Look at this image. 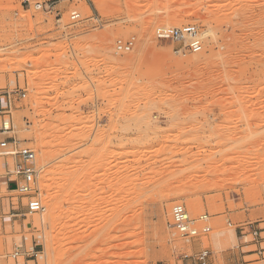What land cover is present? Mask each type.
Instances as JSON below:
<instances>
[{"label":"rangeland","instance_id":"obj_1","mask_svg":"<svg viewBox=\"0 0 264 264\" xmlns=\"http://www.w3.org/2000/svg\"><path fill=\"white\" fill-rule=\"evenodd\" d=\"M166 22L197 26L202 53L159 42ZM7 93L6 137L36 152L44 210L6 187L15 159L0 157V264L17 248L18 264H198L204 249L264 264L238 230L264 237V0H0ZM175 204L212 232L181 238Z\"/></svg>","mask_w":264,"mask_h":264},{"label":"built area","instance_id":"obj_2","mask_svg":"<svg viewBox=\"0 0 264 264\" xmlns=\"http://www.w3.org/2000/svg\"><path fill=\"white\" fill-rule=\"evenodd\" d=\"M22 5H32V0H21ZM40 4V5H39ZM34 9L45 10L46 6L41 3H35ZM71 21L74 23L81 21V15L73 12ZM155 37L159 42L171 43L176 45L177 54H200L203 51V43L199 28L195 25H186L181 27H159L155 31ZM135 42L124 43L119 41L116 50L119 54L129 53L133 50ZM13 94L17 91L12 92ZM12 93H7V105L0 108V115L3 119L0 122V133L8 135L13 129V123L10 118L12 109ZM24 99L25 94H21ZM8 118V119H6ZM0 157H12L15 159V165L11 171L4 175L5 185L8 189L14 188L12 192L18 193L19 196L26 200L25 206L30 215L40 214L44 210L43 192L40 187V178L42 169L38 165L36 152L24 147L21 141L7 137L0 142ZM172 224L171 227L183 239L188 241L201 239L208 236L212 232L210 216L203 214L194 217L182 204H175L171 209ZM232 226V223H229ZM240 233L252 237V242L255 243V250L264 258V237L263 229L255 227L252 224H246L238 227ZM247 236V237H248ZM246 238V236L244 237ZM259 248V249H258ZM21 248H17L12 254L11 259L18 264V258L22 256ZM34 253V250H33ZM211 252L207 249L200 251L196 256L198 264H208ZM31 256V255H30ZM34 255H32L33 257Z\"/></svg>","mask_w":264,"mask_h":264},{"label":"bare ground","instance_id":"obj_3","mask_svg":"<svg viewBox=\"0 0 264 264\" xmlns=\"http://www.w3.org/2000/svg\"><path fill=\"white\" fill-rule=\"evenodd\" d=\"M139 1H141V0H139ZM138 2V1H137ZM40 5V4H39ZM171 7V6H170ZM131 13V12H130ZM129 15H131V14H129ZM167 23V22H166ZM176 23V22H175ZM175 23H172V22H168L167 24H166V26H169V27H171V26H176L177 25V23L175 24ZM139 41L137 40V43H138ZM104 148H103V146L102 145H98V146H96V148H95V151L96 152H100V151H102Z\"/></svg>","mask_w":264,"mask_h":264},{"label":"crops","instance_id":"obj_4","mask_svg":"<svg viewBox=\"0 0 264 264\" xmlns=\"http://www.w3.org/2000/svg\"><path fill=\"white\" fill-rule=\"evenodd\" d=\"M6 105H7V102L5 101L4 103L3 98L0 97V108H4ZM6 138H7L6 135H3L0 133V142L4 141Z\"/></svg>","mask_w":264,"mask_h":264}]
</instances>
